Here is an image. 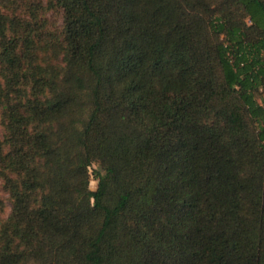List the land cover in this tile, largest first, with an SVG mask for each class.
Instances as JSON below:
<instances>
[{
    "label": "trees",
    "instance_id": "trees-1",
    "mask_svg": "<svg viewBox=\"0 0 264 264\" xmlns=\"http://www.w3.org/2000/svg\"><path fill=\"white\" fill-rule=\"evenodd\" d=\"M9 1L0 264H264V0Z\"/></svg>",
    "mask_w": 264,
    "mask_h": 264
},
{
    "label": "rangeland",
    "instance_id": "rangeland-1",
    "mask_svg": "<svg viewBox=\"0 0 264 264\" xmlns=\"http://www.w3.org/2000/svg\"><path fill=\"white\" fill-rule=\"evenodd\" d=\"M11 1L13 3V0ZM11 1H9L10 5L7 8V14L9 16L13 15L19 24L23 21H32L33 24L41 28L42 32L48 34L54 42L60 43L62 18L59 10L50 9L46 0H16L15 5H13ZM26 5L28 8L24 9L23 6L25 7ZM12 8L17 10L12 12ZM36 55L38 61L43 66L49 67L47 71L49 75L52 76L62 72L63 63L60 60L59 53L54 47L50 45H40V49L37 50ZM6 85H13L16 88H20L18 83H6L3 81V77L0 76V86L5 87ZM21 92H23V90H21ZM5 94L6 93L2 92L1 99ZM4 114L5 112L0 109V143L6 145V138L9 133L6 129L8 120ZM93 169H96L95 165H92L90 173ZM96 185V181L91 176L89 180V189L92 191L95 190ZM11 206L12 198L3 184V180L0 178V260L4 249V226L10 215ZM18 249L21 251V247H18ZM19 264H22V260L19 261Z\"/></svg>",
    "mask_w": 264,
    "mask_h": 264
}]
</instances>
